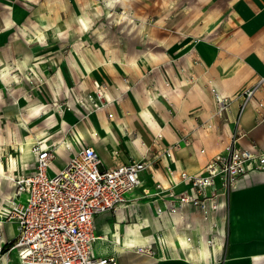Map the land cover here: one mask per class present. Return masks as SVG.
<instances>
[{
  "label": "rangeland",
  "instance_id": "374dc122",
  "mask_svg": "<svg viewBox=\"0 0 264 264\" xmlns=\"http://www.w3.org/2000/svg\"><path fill=\"white\" fill-rule=\"evenodd\" d=\"M233 2L0 0V161L12 171L16 165V175H22L32 164V143L52 140L60 147L69 141L79 148L94 145L110 164H120L142 150L158 154L154 122L159 129L165 122L160 144L196 163L198 138L186 139V146L173 143L183 140L194 120L201 126L207 117L225 123L226 112H217L219 88L210 84L198 44L212 52L211 24ZM160 88L170 89V97L165 91L154 94ZM202 103L208 108L201 112ZM100 127L107 138L98 134ZM24 156L28 165L21 167ZM68 158L61 152L55 164ZM14 183L0 176L4 197ZM228 194L222 235L217 228L205 235L210 241L222 237L223 249L213 256L220 264L229 249ZM114 220L115 213L109 221ZM128 256L129 262L154 260L150 254Z\"/></svg>",
  "mask_w": 264,
  "mask_h": 264
},
{
  "label": "crops",
  "instance_id": "0c3cea01",
  "mask_svg": "<svg viewBox=\"0 0 264 264\" xmlns=\"http://www.w3.org/2000/svg\"><path fill=\"white\" fill-rule=\"evenodd\" d=\"M209 33H211L209 37L213 44L212 52L208 53L203 43H201L202 45L198 44L201 56H203L202 66L209 73L211 72V86L219 88L216 90L224 95L232 96L233 100L230 111L225 116L224 125L218 124L213 117H207L202 126L194 120L195 122L192 123L190 129H187L188 126L185 124L186 131L182 133L183 136L185 135L183 140L179 138L173 143L174 145L180 143L178 146L183 144L186 146V139H199L200 144L196 145V152L193 156L196 163L179 158L176 149L172 147L177 167L185 168L193 174L201 172L203 167L204 157L199 155V149L206 147V151L209 152L207 156L223 150L225 144L231 141L232 133L238 137L236 142L238 146L257 144L264 148V122H257L256 104H247L239 117V110L243 101L240 94L244 89L257 84V81L264 76V0H234L228 11L224 13L221 11L215 17ZM209 37L205 38L208 42L210 41ZM105 91L106 97H108V89ZM163 91H165L164 97L165 94L170 97V89H156L154 94ZM256 98L264 101V82L258 87ZM170 100L173 101L172 98ZM163 102L166 104L165 101ZM172 103L174 104V101ZM199 106H201L198 108L201 112L208 108L204 109L206 105L203 103ZM152 112L154 115V108H152ZM237 117H239L238 123L235 121ZM210 122L214 124V127L206 128ZM154 125L157 126L158 132L154 141L160 134L162 135L160 139L164 140L165 132L163 133V131L167 130L163 128L165 122L160 129L156 122ZM88 131L90 132V130ZM108 135L105 137L107 138ZM89 139L91 142L94 141ZM0 142L2 141L0 140ZM69 142L73 143L74 151L79 148L74 141ZM46 143H54V141L48 140ZM178 146L174 147L178 149ZM167 147L170 148L171 146ZM74 151L67 150L65 145L62 147L59 145V154L53 163V168H61L68 160L61 163L60 166L55 164L60 161L61 152L70 157ZM97 151L99 152L98 149ZM144 153L145 150H142L139 157L134 158H140ZM31 156L33 162L34 154ZM102 159L107 166L115 165L110 164V158L102 157ZM26 160V156H24L23 163L18 161V165L21 167L28 165ZM129 160L131 159L127 158V161ZM169 160L175 165L174 160ZM127 161L124 162L127 163ZM166 161L167 158L164 157V162ZM8 165L7 169L5 162L0 161V176L5 180H14L16 165L15 171L11 170L13 167L10 164ZM142 177L145 180L144 184L129 195L130 201L127 202V205L121 206L117 211L107 210L98 215L96 226L97 233L101 237L111 234L114 230H119L118 223L121 224L122 228L120 233L117 231V235L121 238L119 243L121 245L115 247L111 242L101 238L96 245L98 252L102 254L116 253L123 264H220L218 259L217 261L213 260V256L214 254L218 256L220 249H223L222 237L210 241L205 238V235L214 228H217L218 233L222 235L224 231L223 210L225 205H228V196L226 197V195L229 192V249H227L224 264H264V171L257 169L251 171L240 180L236 188L228 190L227 193H224V189H222L218 198L220 208L215 213L212 222L205 219L199 209L189 205L182 206L176 214L172 215L165 211L158 216L157 206H162L164 200L168 203L175 200L170 189L160 191L157 185L158 182H163L164 186H168L170 183L165 174L164 165L160 162L156 169L144 171ZM190 187L189 183H180L175 185L172 190L176 194L190 189ZM144 190L149 191V193L145 194ZM0 191L2 190L0 189ZM8 197H4L0 192V205ZM114 213L117 215V220L111 223L109 219L113 217ZM4 232L7 239L13 238L15 234L13 225L11 223L5 224ZM160 235L164 236V241L159 240ZM127 239L132 245H127ZM105 241L110 243V247L105 244ZM156 241L158 247H156ZM148 243H152L153 249L156 250L155 255H150L154 260L144 261L134 258L135 260L132 259V262H129L128 255L139 253L136 248ZM139 254L149 255L148 253ZM10 256L9 264L11 261L15 263L18 261L14 253H11Z\"/></svg>",
  "mask_w": 264,
  "mask_h": 264
},
{
  "label": "built area",
  "instance_id": "2783aa9c",
  "mask_svg": "<svg viewBox=\"0 0 264 264\" xmlns=\"http://www.w3.org/2000/svg\"><path fill=\"white\" fill-rule=\"evenodd\" d=\"M263 82L264 76L242 91L239 117L247 104L254 103L257 122H264V101L256 98ZM100 94L103 95L102 91ZM216 97L217 112L227 114L233 98L217 90ZM239 117L235 119L237 123ZM213 127L212 122L206 126ZM231 136L223 150L209 156L206 147L199 149L204 162L201 172L194 174L177 167L173 148L160 144L162 135L155 140L158 154L151 156L147 150L140 158L112 166L104 163L93 145L85 144L74 151L73 143L67 142L66 149L74 153L59 169H54L53 163L60 144L35 141L31 146L34 161L29 171L14 179L13 192L0 205V264H9L11 253L16 251L19 264H123L116 253L98 252L96 245L102 237L97 233L96 219L104 211H117L127 205L129 195L144 184L142 173L156 169L160 162L170 183L164 186L158 182V188L170 189L175 200L169 203L164 200L162 206H157V215L165 211L173 215L189 205L212 222L220 208L218 198L222 189L227 193L251 171H264V148L257 144L238 146V137L235 133ZM180 183H189L191 187L174 194L172 188ZM7 223L14 227L11 239L4 232ZM156 244L158 247L157 241ZM152 246V243L143 244L138 249L153 256L156 250Z\"/></svg>",
  "mask_w": 264,
  "mask_h": 264
},
{
  "label": "bare ground",
  "instance_id": "6f19581e",
  "mask_svg": "<svg viewBox=\"0 0 264 264\" xmlns=\"http://www.w3.org/2000/svg\"><path fill=\"white\" fill-rule=\"evenodd\" d=\"M100 94V93H99ZM100 97H101V94L99 95ZM222 96V95H221ZM97 132H98V134L100 135V136H102V137H105L106 135H108V132L106 131V129L105 128H101L100 127V129H99V131L97 130ZM18 175H15V178L17 177ZM14 178V179H15ZM242 179V178H241ZM240 179V180H241ZM240 180L237 182V185H236V187L239 185V182H240ZM235 187V188H236ZM5 201H8V198H6L5 200H4V202ZM4 204V203H3ZM3 204H1V205H3ZM117 227H119L120 229L119 230H117V231H119V233H120V230L122 229L121 228V224L120 223H118L117 224ZM114 228V227H113ZM117 231H113L111 234H109V235H107V236H104V235H102V238H103V240H107V241H109V242H111L115 247H118L119 245H121V244H119L120 242H121V238H120V236L119 235H117ZM125 235H126V233H125ZM164 236L163 235H160V237H159V240H161V241H164L165 240V238H163ZM128 240V239H127ZM131 240V239H130ZM160 244V243H159ZM127 245L129 246V245H132V243H130V241L128 240L127 241ZM139 247V246H138ZM138 247L136 248V250L139 252V253H147V252H141L139 249H138ZM148 249H149V247H148ZM121 250V249H120ZM149 251H150V249H149ZM148 254H151V253H148ZM14 255L16 256V258H17V251L16 252H14ZM20 258V257H19Z\"/></svg>",
  "mask_w": 264,
  "mask_h": 264
}]
</instances>
